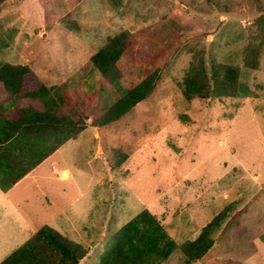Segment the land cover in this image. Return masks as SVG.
<instances>
[{
	"label": "rangeland",
	"instance_id": "rangeland-1",
	"mask_svg": "<svg viewBox=\"0 0 264 264\" xmlns=\"http://www.w3.org/2000/svg\"><path fill=\"white\" fill-rule=\"evenodd\" d=\"M262 16L264 0L0 2V66L28 65L87 123L119 87L153 76L145 99L107 125L88 124L34 172L39 224L88 250L77 264H97L109 235L144 208L178 244L225 212L192 264H264V44L256 69L242 62L260 40ZM122 31L129 46L118 84H109L90 56ZM213 60L239 66L238 94L185 99L186 73ZM118 152L127 158L111 169ZM180 256L162 264H181Z\"/></svg>",
	"mask_w": 264,
	"mask_h": 264
},
{
	"label": "trees",
	"instance_id": "trees-1",
	"mask_svg": "<svg viewBox=\"0 0 264 264\" xmlns=\"http://www.w3.org/2000/svg\"><path fill=\"white\" fill-rule=\"evenodd\" d=\"M259 20L263 21L264 17ZM261 30L259 42L249 43L243 51L242 62L246 68L258 67L260 48L264 44V29ZM128 36L127 31H122L107 37L105 44L90 56L93 67L109 84L119 82L117 64L129 46ZM239 74L238 65L214 60L209 70L203 65L192 67L181 83L183 96L187 100L235 97ZM153 88V76L119 87V94L104 98L99 105L100 114L87 123L88 115L80 116L72 109L73 105L67 108L66 98L58 86H47L28 65L3 63L0 66V103L12 104V110L0 120V172L9 184H13L63 143L75 138L88 124L104 126L117 120L145 99ZM100 90L101 93L106 91L104 86ZM32 100L37 101L38 110L25 105ZM114 155L109 163L111 169L119 168L127 158L125 153ZM225 217V212L217 214L194 240L178 244L157 215L144 208L109 235L97 264H162L176 250L181 254V264H192L212 246V235ZM87 254L84 246L43 224L0 264H77Z\"/></svg>",
	"mask_w": 264,
	"mask_h": 264
},
{
	"label": "crops",
	"instance_id": "crops-1",
	"mask_svg": "<svg viewBox=\"0 0 264 264\" xmlns=\"http://www.w3.org/2000/svg\"><path fill=\"white\" fill-rule=\"evenodd\" d=\"M25 105H29L32 110L39 109L37 101L34 100L26 102ZM1 106L2 104L0 103V120L5 119L8 115L4 108L1 111ZM66 143H63L54 152L58 151ZM47 158L13 184H9L0 172V261L23 244L40 226V206L37 194L34 199V190L32 189L35 188L37 192L39 191L34 172ZM62 172L67 173L66 170ZM26 189L28 190L25 193Z\"/></svg>",
	"mask_w": 264,
	"mask_h": 264
},
{
	"label": "bare ground",
	"instance_id": "bare-ground-1",
	"mask_svg": "<svg viewBox=\"0 0 264 264\" xmlns=\"http://www.w3.org/2000/svg\"><path fill=\"white\" fill-rule=\"evenodd\" d=\"M64 176H66V173H64Z\"/></svg>",
	"mask_w": 264,
	"mask_h": 264
}]
</instances>
